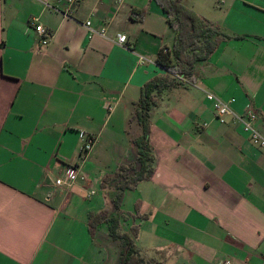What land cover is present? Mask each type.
Segmentation results:
<instances>
[{"label":"crops","instance_id":"1","mask_svg":"<svg viewBox=\"0 0 264 264\" xmlns=\"http://www.w3.org/2000/svg\"><path fill=\"white\" fill-rule=\"evenodd\" d=\"M63 2L0 0V264H116L122 242L108 221L90 226L98 212L123 231L138 225L141 264H264V148L239 123L216 120L205 97H233L237 113L251 103L264 135V0H182L229 37L192 80L157 95L156 165L124 190L119 215L113 197L140 168L141 87L166 75L155 59L173 31L153 0H80L71 17ZM143 7L138 21L132 10ZM32 17L52 33L47 44ZM83 135L93 145L80 159ZM72 162L85 179L56 185Z\"/></svg>","mask_w":264,"mask_h":264},{"label":"trees","instance_id":"2","mask_svg":"<svg viewBox=\"0 0 264 264\" xmlns=\"http://www.w3.org/2000/svg\"><path fill=\"white\" fill-rule=\"evenodd\" d=\"M165 12L167 22L173 31L171 47L161 48L155 62L166 71V75H156L147 80L141 87V94L136 109V119L141 127L140 135L134 140L137 146V160L140 164L138 172L126 178L119 185L118 193L113 197V205L117 215L121 214V204L125 189L135 187L143 180L150 178L156 165V157L153 147L149 142L150 134V110L157 104V95L167 87L182 84L176 78L185 77L192 80L191 73L195 64L205 60L217 48L219 43L229 36L224 35L212 26L205 17L197 14L186 6L182 0H153ZM146 9L132 10L131 15L138 21H142ZM138 16V17H137ZM240 37V36H237ZM109 222V234L114 239H120L122 249L116 264H141L143 259L134 248V240L138 234V225L132 224L129 231L120 229L119 218L106 217L103 212L92 213L89 217L91 227L101 221Z\"/></svg>","mask_w":264,"mask_h":264},{"label":"built area","instance_id":"3","mask_svg":"<svg viewBox=\"0 0 264 264\" xmlns=\"http://www.w3.org/2000/svg\"><path fill=\"white\" fill-rule=\"evenodd\" d=\"M64 1V6L59 11L65 17H71L74 10L79 5L80 0H62ZM29 24L32 25L33 29L38 34V41L41 45L48 43L49 39L52 37V33L47 30L42 24L38 23L37 18H30ZM84 26L91 32L101 36H106L105 26H93L92 22L87 19ZM115 40L119 44H126L127 36L121 32H117L115 35ZM146 59L143 56L138 57V62L143 63ZM179 81L188 82V78L177 76ZM206 99L211 103L214 117L220 123H228V120L235 121L241 125L244 133L247 134L249 141L259 147L264 148V135L261 134L259 130L255 127L256 120L258 118V112L255 107L249 103L242 113H237L232 109V104L235 98L230 97L228 99H223L216 96L212 92H205ZM93 145V138L90 135H83V141L79 150V158L83 159L89 153ZM85 176L81 173L80 165L77 162H72L67 164L62 175L55 179L56 185H70L76 180H84Z\"/></svg>","mask_w":264,"mask_h":264},{"label":"rangeland","instance_id":"4","mask_svg":"<svg viewBox=\"0 0 264 264\" xmlns=\"http://www.w3.org/2000/svg\"><path fill=\"white\" fill-rule=\"evenodd\" d=\"M82 141H83V138H82ZM129 203H130V197H128V199H126L125 206L127 207L129 205Z\"/></svg>","mask_w":264,"mask_h":264}]
</instances>
